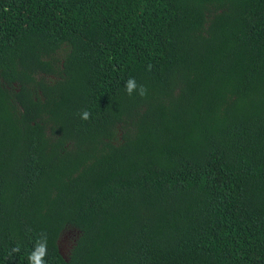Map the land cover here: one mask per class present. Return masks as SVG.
<instances>
[{"label":"trees","instance_id":"16d2710c","mask_svg":"<svg viewBox=\"0 0 264 264\" xmlns=\"http://www.w3.org/2000/svg\"><path fill=\"white\" fill-rule=\"evenodd\" d=\"M40 233L46 264H264V0H0V264Z\"/></svg>","mask_w":264,"mask_h":264},{"label":"clouds","instance_id":"9594fccd","mask_svg":"<svg viewBox=\"0 0 264 264\" xmlns=\"http://www.w3.org/2000/svg\"><path fill=\"white\" fill-rule=\"evenodd\" d=\"M148 70H151V65H148ZM125 93L128 96H132L135 91L137 95L140 97H145L147 95V88L143 85H137L134 77H130L125 81L124 84ZM79 117L81 120H88L91 118V113L84 109L79 113ZM19 246L13 247L9 253V256L19 252ZM47 234L40 233L35 241L33 250L28 254V264H46L44 257L47 255Z\"/></svg>","mask_w":264,"mask_h":264},{"label":"rangeland","instance_id":"374dc122","mask_svg":"<svg viewBox=\"0 0 264 264\" xmlns=\"http://www.w3.org/2000/svg\"><path fill=\"white\" fill-rule=\"evenodd\" d=\"M74 240V234L71 232H66L64 235L62 243H64L65 246H70Z\"/></svg>","mask_w":264,"mask_h":264}]
</instances>
